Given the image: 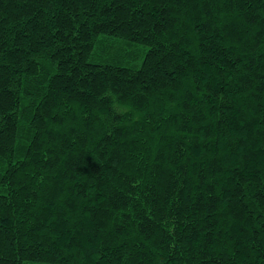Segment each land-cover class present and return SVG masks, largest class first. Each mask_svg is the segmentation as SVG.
<instances>
[{"label":"trees","instance_id":"trees-1","mask_svg":"<svg viewBox=\"0 0 264 264\" xmlns=\"http://www.w3.org/2000/svg\"><path fill=\"white\" fill-rule=\"evenodd\" d=\"M0 264H264V0H0Z\"/></svg>","mask_w":264,"mask_h":264}]
</instances>
